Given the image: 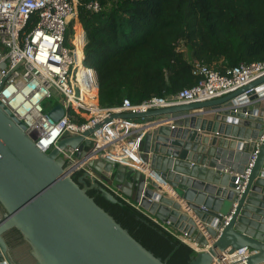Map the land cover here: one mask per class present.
Wrapping results in <instances>:
<instances>
[{"label": "water", "instance_id": "water-1", "mask_svg": "<svg viewBox=\"0 0 264 264\" xmlns=\"http://www.w3.org/2000/svg\"><path fill=\"white\" fill-rule=\"evenodd\" d=\"M62 115L60 105L48 112L52 121ZM112 118L143 120L141 163L135 170L97 158L88 163L97 177L207 247L189 264L243 247L245 264H264V75L221 98ZM24 130L0 105V264H167L87 195L95 190L115 204L113 193L67 173L58 150L71 147L81 160L92 130L48 153Z\"/></svg>", "mask_w": 264, "mask_h": 264}, {"label": "built area", "instance_id": "built-area-1", "mask_svg": "<svg viewBox=\"0 0 264 264\" xmlns=\"http://www.w3.org/2000/svg\"><path fill=\"white\" fill-rule=\"evenodd\" d=\"M87 9L98 12L100 6L92 2ZM70 23L72 33L67 36ZM83 45L77 0H0V63H6V67L0 69V105L25 126L27 135L37 133L34 142L45 153L57 149L64 138L82 136L92 130L84 138L90 146L81 160L75 158V150L71 147L58 150L67 166V173L73 176L81 172L94 178L115 197L142 213L137 205L130 204L119 191L97 177L88 163L105 158L138 169L145 124L124 118L107 120L113 114L145 113L221 98L264 75V62L241 63L226 68L223 74L193 62L192 74L198 78L193 87L175 95L152 97L139 104L124 99L117 108L102 109L97 99L96 73L83 64ZM52 91L57 102L45 111L42 103L51 97ZM88 93L95 96L94 104L84 101V95ZM56 105L62 107L63 115L52 121L48 112ZM135 131L138 134L133 135ZM256 154L257 148L251 156L249 168ZM151 220L195 254L207 251V247L202 248L186 233L174 228L171 222ZM204 237L211 243L209 237ZM249 254L247 247L233 252L225 249L220 259H213L212 264H245Z\"/></svg>", "mask_w": 264, "mask_h": 264}, {"label": "trees", "instance_id": "trees-1", "mask_svg": "<svg viewBox=\"0 0 264 264\" xmlns=\"http://www.w3.org/2000/svg\"><path fill=\"white\" fill-rule=\"evenodd\" d=\"M92 2L99 4L98 12L87 9ZM77 17L83 64L96 73L102 109L193 87L198 82L193 62L221 74L241 63L264 62V0H77ZM71 33L70 23L67 36ZM87 195L167 264H189L195 255L124 201L109 203L95 190Z\"/></svg>", "mask_w": 264, "mask_h": 264}, {"label": "rangeland", "instance_id": "rangeland-1", "mask_svg": "<svg viewBox=\"0 0 264 264\" xmlns=\"http://www.w3.org/2000/svg\"><path fill=\"white\" fill-rule=\"evenodd\" d=\"M57 102V97L55 96V93L52 91L51 92V97L47 98L43 101L42 105L43 108L45 109V111L49 110L50 108H52ZM82 122V120H81ZM180 192V191H178Z\"/></svg>", "mask_w": 264, "mask_h": 264}, {"label": "crops", "instance_id": "crops-1", "mask_svg": "<svg viewBox=\"0 0 264 264\" xmlns=\"http://www.w3.org/2000/svg\"><path fill=\"white\" fill-rule=\"evenodd\" d=\"M135 122H140V123H142L143 122V120H134ZM168 124H171V123H164L163 125H168ZM233 151H235V150H233ZM136 159H138V157H136ZM139 163H141V161L139 160L138 161ZM132 164H136V163H134V162H132ZM139 165V164H138ZM223 172H224V170H223ZM231 176H235V175H233V174H231ZM164 186V185H163ZM163 189H164V187H163ZM166 191H167V189H165ZM167 192H169V191H167ZM119 194L121 195V193L119 192ZM122 197H124L123 195H121ZM128 202H130V204H132V205H135L134 204V202L130 199V198H127V197H124ZM145 213V212H144ZM146 215H148L149 217H151V218H154L153 216H150L149 214H147V213H145Z\"/></svg>", "mask_w": 264, "mask_h": 264}, {"label": "bare ground", "instance_id": "bare-ground-1", "mask_svg": "<svg viewBox=\"0 0 264 264\" xmlns=\"http://www.w3.org/2000/svg\"><path fill=\"white\" fill-rule=\"evenodd\" d=\"M94 95L92 94V95H90V96H87V97H84L85 99H84V101H92L93 99H94ZM164 187V186H163ZM165 188V187H164ZM166 189V188H165ZM168 191V190H167Z\"/></svg>", "mask_w": 264, "mask_h": 264}]
</instances>
